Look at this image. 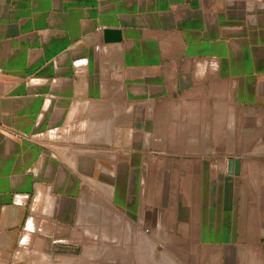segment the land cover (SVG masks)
Instances as JSON below:
<instances>
[{
    "label": "crops",
    "instance_id": "obj_1",
    "mask_svg": "<svg viewBox=\"0 0 264 264\" xmlns=\"http://www.w3.org/2000/svg\"><path fill=\"white\" fill-rule=\"evenodd\" d=\"M163 252L264 264V0H0V264Z\"/></svg>",
    "mask_w": 264,
    "mask_h": 264
},
{
    "label": "rangeland",
    "instance_id": "obj_2",
    "mask_svg": "<svg viewBox=\"0 0 264 264\" xmlns=\"http://www.w3.org/2000/svg\"><path fill=\"white\" fill-rule=\"evenodd\" d=\"M183 254L184 253L163 252L157 253L156 256V253H149V264H191L193 261L184 257Z\"/></svg>",
    "mask_w": 264,
    "mask_h": 264
},
{
    "label": "water",
    "instance_id": "obj_3",
    "mask_svg": "<svg viewBox=\"0 0 264 264\" xmlns=\"http://www.w3.org/2000/svg\"><path fill=\"white\" fill-rule=\"evenodd\" d=\"M104 41L105 43L121 42L122 41V31L113 30V29L104 30ZM238 166H239L238 160L231 161L229 173L232 175H238L239 173Z\"/></svg>",
    "mask_w": 264,
    "mask_h": 264
}]
</instances>
